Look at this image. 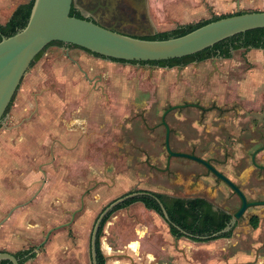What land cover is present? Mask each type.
<instances>
[{
  "label": "rangeland",
  "instance_id": "rangeland-1",
  "mask_svg": "<svg viewBox=\"0 0 264 264\" xmlns=\"http://www.w3.org/2000/svg\"><path fill=\"white\" fill-rule=\"evenodd\" d=\"M11 1L6 17L21 2ZM204 1L215 9L229 3ZM237 1L240 7L225 12L208 8L203 0H173L166 8H152L148 2V12L156 33H163L188 25L185 22L206 11V18L196 21L264 9V0L233 3ZM171 12L181 23L170 22ZM64 48L51 46L28 69L0 124V219L21 205L22 217L30 218L34 233L22 248L41 245L38 252H44L46 247L62 246L78 251L84 243L85 262L72 256L63 264H91L90 239L98 215L118 197L136 190L201 197L233 215L240 201L224 183L195 162L172 158L168 163L163 129L150 132L142 126L141 117L152 127L174 106L199 104L218 110L204 115L195 108L171 112L166 122L174 133L172 151L210 161L249 202L264 201V169L260 168H264V51L238 50L231 60L182 69L118 70L81 49ZM95 78H102L108 96L94 90L99 84ZM86 131L95 134L88 142L81 139ZM29 153L30 166L19 165V154ZM144 215L137 204L115 213L100 238L103 255L112 247L116 226L123 231L124 223ZM255 216L259 222L254 230L249 221ZM232 227L231 239L190 247L196 251V264H264V206L249 208Z\"/></svg>",
  "mask_w": 264,
  "mask_h": 264
},
{
  "label": "water",
  "instance_id": "water-1",
  "mask_svg": "<svg viewBox=\"0 0 264 264\" xmlns=\"http://www.w3.org/2000/svg\"><path fill=\"white\" fill-rule=\"evenodd\" d=\"M74 2L75 0H34L25 28L9 38L1 39L0 124L6 116L5 112L24 75L35 58L51 43L58 42L74 46L107 59L132 63H150L195 55L234 36L252 30L264 29V12L255 11L219 19L179 38L149 41L104 28L86 18L71 17L70 12L74 7ZM165 149L168 160L170 158H181L202 165L238 197L240 207L232 215L229 229L244 216L249 208L264 206V201L249 202L240 188L218 171L210 161L194 154L173 152L168 142L165 143ZM259 151L253 154L252 163L254 165V157ZM260 168L264 169L263 167ZM138 194H130L110 203L96 219L90 239L92 264H97L96 240L102 220L120 203ZM74 216L75 214L72 215V220ZM163 216L167 219L164 210ZM54 230L48 232L45 241ZM40 246L36 247L34 252L39 250ZM1 261L19 264L18 259L6 252H0Z\"/></svg>",
  "mask_w": 264,
  "mask_h": 264
},
{
  "label": "trees",
  "instance_id": "trees-1",
  "mask_svg": "<svg viewBox=\"0 0 264 264\" xmlns=\"http://www.w3.org/2000/svg\"><path fill=\"white\" fill-rule=\"evenodd\" d=\"M33 4L34 0H29L27 4L19 6L5 24H0V41L2 38H9L25 28L29 20ZM242 13L246 12L215 16L209 20L201 21L198 23L178 26L172 31L156 33L151 37L143 38V40L164 41L179 38L211 22ZM70 16L82 19L80 14L74 9V7L71 9ZM62 45V43L58 42H54L48 45L35 58L30 67H32L34 63L41 58V56L49 47ZM251 49L264 50V29L252 30L244 34L234 36L200 53L181 59L141 64H149L168 68L178 66L186 67L192 63L203 62L212 57L230 59L232 58L233 52H236L238 50H244L248 52ZM14 98L15 95L12 98V101L6 110L5 115L9 111ZM136 193L139 194L134 196L133 198L125 200L124 203L116 206L102 220L96 240L97 264H105V258L100 249V238L102 236L105 224L115 212L120 209L127 208L135 203L142 204L145 209L153 211L161 217L163 216L161 209L162 205L168 218L167 224L169 226L170 233L175 238L179 239L182 237H187L196 242H212L222 238L230 239L232 237V230H226V228L228 227V223H230L232 215L225 211L213 210L212 205L204 199L172 198L166 195L150 193L146 191H139ZM258 222L259 219L255 216L250 219L249 224L252 229L255 230L258 228ZM13 256L18 259L19 264H24L27 261L35 258V253L33 249H29L26 251H20ZM0 264L11 263L8 261H1Z\"/></svg>",
  "mask_w": 264,
  "mask_h": 264
},
{
  "label": "crops",
  "instance_id": "crops-1",
  "mask_svg": "<svg viewBox=\"0 0 264 264\" xmlns=\"http://www.w3.org/2000/svg\"><path fill=\"white\" fill-rule=\"evenodd\" d=\"M228 1L229 3L227 2L226 6L219 7V9H215L214 6L206 3L204 0L203 3L205 6L207 4L208 8L216 10V12L233 10L234 8L236 9L241 5L240 1L235 3H233V0ZM28 2L29 0H21V2L18 3L16 7H14L8 17H6L4 12L10 7V5H13V1L0 0V24H5L19 6L27 4ZM148 2L152 8H157L159 6L166 8L168 5L173 3V0H147V9L149 8ZM259 11H264V9H260ZM206 14L207 11L198 18L185 23H198L200 21L196 20L206 18ZM168 16L170 22L181 23L180 21H176L175 18L177 17L175 16L174 12H171ZM148 18L151 26L150 31L153 32V35H155L156 25L149 16V12ZM160 18H162V16H160ZM141 30V33L147 32V30ZM22 156L23 154H19L17 157L18 161L21 160V162L18 164L23 167L30 166L29 160H32L31 153L27 155L28 157ZM13 160L16 161L15 158H13ZM8 168L10 169V167ZM34 173L35 172L29 174L28 179L30 181L32 180L33 175H35ZM13 186L15 187V184H13ZM12 202H14V200ZM136 204L146 216L144 215L145 217L143 219H140L136 222L132 221V223H124L125 230L123 231H120L118 228H116L117 226L115 227L113 234L117 235H114V242L111 245L112 247L107 251V253H104L105 255H103L105 258V264H196V259L194 258L196 251L193 252L190 247H194V245H197V243H192L191 240L186 238L175 240L170 236L168 230H166V224L162 219L159 218L158 215H154L155 213L152 211L145 210L144 208L142 209L139 206L141 204ZM136 204H133L132 206ZM20 208V204L13 206L8 214H6L3 218L1 217L0 219V252H6L15 255L20 251H26L29 249L34 250V248H30L28 245L25 248H22L23 245L27 244L28 238L31 236V234L33 235L34 233L31 230V226L29 225L31 223L30 218L23 219L24 213H21ZM20 221L24 222L23 227H21L22 225H20ZM85 247L86 246L84 243L78 251L75 249H65L62 246L55 248L46 247L44 252H38V250L35 251V258L27 261L24 264H63L65 259L72 256H79L82 259L81 262H85L87 256V249ZM245 256H247V254H245Z\"/></svg>",
  "mask_w": 264,
  "mask_h": 264
},
{
  "label": "flooded vegetation",
  "instance_id": "flooded-vegetation-1",
  "mask_svg": "<svg viewBox=\"0 0 264 264\" xmlns=\"http://www.w3.org/2000/svg\"><path fill=\"white\" fill-rule=\"evenodd\" d=\"M146 2H147V0H75V2H74V9L80 14V16H81L82 19H85L86 18L88 20H91V21L99 24L100 26H102L104 28L112 29V30H114L116 32H119V33H122V34H126V35H129V36H133V37H137V38L143 39V38L151 37L153 35V32L150 31L151 30V26H150V21H149V18H148V9H147V6H146ZM141 29H143L144 31L147 30V32L146 33H141V31H142ZM62 47H65L66 50H69V48L80 49V48H77V47H74V46L64 45V44L62 45ZM251 50H255V49H251ZM251 50H249V51H251ZM82 51L90 54L93 58H97V59H99V60H101V61H103L105 63H108L107 65L114 66L115 69L119 68L118 70L125 69L127 67H133V68H137V69L149 67L150 69H152V68H158V69H169V70L174 69V68H178V69H182L183 68V67H179V66L178 67H173V68H168V67H159V66L149 65V64H141V63H134V62L132 63V62L117 61V60L107 59V58L100 57V56H95L94 54L89 53V52H87L85 50H82ZM259 51H264V50H259ZM217 59H223V58H220V57H212V58H210L208 60H205V61L215 62ZM231 59L232 58L225 59V60H231ZM205 61H203V62H205ZM198 63H202V62H195V63H192V64H198ZM150 74H153V72H150L148 74V76ZM134 79H136V78H134ZM125 80H128V79L125 78ZM95 81L99 82V84L96 83L94 85V90L97 89L102 95L108 96L107 93H106L107 92L106 89H104V87L101 86L102 78H98V79L95 78ZM116 82H117L118 85L121 83V82L118 83V81H116ZM98 85H99V88H98ZM108 94L109 95H112L113 93H111V94L108 93ZM184 108H195V109H198V110L201 111V113L203 115L205 113L209 112L210 110H218V108H216V107H213V108H210V109H205V108L201 107L199 104H185V105H181V106L169 107L168 109H166L163 112L159 124H155L154 126L149 127V125L146 123L145 119L141 117V119L143 120L142 126L145 129H149L150 132L154 131L155 129L162 128L163 131L165 132L164 133V145H165L166 142H168L169 145H170V137L174 133H172V129H170V126L166 122V117L171 112H173L174 110H179V109H184ZM81 129H85V128L84 127H81ZM85 133H87V131ZM85 133H83V135H81V139H84L86 142L90 141V137L92 138L93 135H95V134L91 135L90 133H87V134H85ZM180 153H183V152H180ZM191 154H193V153H191ZM170 159H172V158H170ZM170 159L168 160V163H169ZM139 191H146V190H136V191L128 192V193H126V194L118 197L114 201H116L118 199H121V198H124V197H126V196H128L130 194H135L136 192H139ZM146 192H150V191H146ZM150 193H155V192H150ZM156 194H159V193H156ZM161 195H163V194H161ZM166 196H168V195H166ZM168 197H172V196H168ZM172 198H180V197H172ZM198 198L199 199H204V198H201V197L182 198V199H198ZM204 200H206V199H204ZM114 201H112L111 203H113ZM206 201L209 202L208 200H206ZM124 202L125 201H123L122 203H124ZM122 203H120V204H122ZM210 204L212 205L213 210H215V211L221 210V211L227 212L226 210L216 209L213 206L212 203H210ZM131 206H129L127 208L120 209L117 212H119L121 210H126V209L130 208ZM141 206L144 208V206L142 204H141ZM161 209H162V214H163L164 208L162 207V205H161ZM145 210H147V209H145ZM148 211H150V210H148ZM117 212H115V213H117ZM153 213H155V212H153ZM159 217L167 225L168 233L170 234V236L172 238H174L175 240L181 239V238H179V239L178 238H175V237H173L171 235L169 226L167 224L168 218L165 219L164 216H162V217L159 216ZM95 222H96V220H95ZM230 226H231L230 223H228V227L226 228V230H228ZM231 228H233V227H231ZM182 238H186L188 240H191V239H189L187 237H182ZM223 240H228V239H223L222 238V239H219V240H216V241H212V242H196V241H193V240H191V241L192 242H195V243H199V244H204V243L210 244V243H215V242H219V241H223Z\"/></svg>",
  "mask_w": 264,
  "mask_h": 264
}]
</instances>
